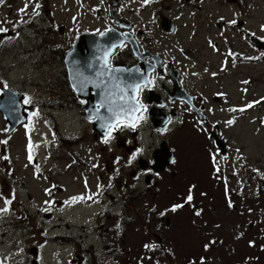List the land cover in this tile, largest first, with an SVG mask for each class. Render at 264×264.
<instances>
[{
    "label": "rangeland",
    "instance_id": "1",
    "mask_svg": "<svg viewBox=\"0 0 264 264\" xmlns=\"http://www.w3.org/2000/svg\"><path fill=\"white\" fill-rule=\"evenodd\" d=\"M70 1L74 0H2L0 3V28L7 29V32L0 33V83H9L31 103L41 105L44 116L36 119L31 150L36 146L42 162L47 157L59 166L56 174H48L44 180L35 179L22 168V147H15L11 151L13 158L19 155L16 169L25 179L23 186H17L14 190V204L21 202L25 205L29 213L25 220L31 229H18L20 218L16 215L17 211L14 215H10L9 211L0 212V261L20 264L25 259L28 264V256L23 258V255L32 246L40 249L38 264H72L69 259H76L75 250L71 246L59 247L67 239L68 228L65 226L83 223L85 227L91 228L103 224L106 231L101 228V231H96L97 234L85 238L89 242L86 251L92 255L80 254L81 264H169L167 255L173 256L171 264H264V63L234 67L235 70L230 72L225 82L213 87L215 91L224 87L230 94L232 106L238 105L241 103L237 81L241 80L240 86L247 91L243 103L245 106L253 105L245 112L234 114L232 123L225 130L231 148L227 156L219 154L211 160L212 149L206 138L194 131L192 126H187L189 132L182 130L170 137L169 149L173 152L174 162L158 174V184L152 187V181L150 184L144 179L148 173L137 167L135 159L138 156L146 159L160 138L152 134L147 123L141 126L144 127L141 130V151L121 159L125 162L124 167L138 171L133 183L127 182L130 191L125 197L122 196V206L116 211L122 222L118 223L119 231L116 232L114 246L107 242L98 245L92 241L94 236H101L102 240L106 232H110L112 223L102 217H95V222L89 223L91 209L70 212L64 207L56 217L46 216L47 204L55 205L61 198L82 192L80 177L75 175L78 168L72 175L59 174L69 159L63 138H73L74 143H78L77 137L82 135L80 141H83L84 147L72 145L73 158L77 164L85 161L86 166H93L100 162L99 158H92L91 155L88 157L92 160H87L85 148L91 144L98 151L101 144L89 142L92 128L79 115L77 107L63 110L58 115L54 113L57 103H66L67 80L62 64L66 52H57L55 60L48 64L51 52L46 48L57 46L62 50L66 41L56 33L48 36L46 29L49 31L53 22L57 23L58 28L64 26L65 29L70 25L76 30L83 26L71 21L67 13ZM248 1L253 6L247 15L249 29L255 30L260 22L264 26V8H261L264 0ZM64 2L68 3L65 5ZM89 2L90 6L99 4L96 0ZM37 3L40 7L36 11L39 14L41 12L43 21L34 22L36 26L34 23L28 25L32 17L36 16L33 9ZM26 4L27 10L21 12ZM47 11L50 13L47 14ZM262 26L259 27L260 31ZM18 27L22 28L21 34L16 35L14 32ZM58 38L61 40H56ZM249 51L252 49L249 48ZM9 98L11 103H16L17 98L11 93ZM2 103H5L4 99ZM48 113L55 115L59 126L57 133L54 132L59 145L57 154L51 148L56 143L50 131L51 128L56 131V127L52 126ZM218 119L219 123L222 122L220 116ZM20 135L21 132L17 131L11 139L12 146L26 143L25 136L21 135L25 138L23 141ZM47 147L48 151H45ZM31 150L25 147L27 154ZM108 150L118 153L114 145ZM111 153L105 151L106 161ZM125 172L121 171V175ZM96 175L93 173L90 176L94 183L97 181ZM116 175L120 174L116 172ZM48 178L52 182H48ZM53 185L58 187L52 192H41L43 188L51 189ZM66 187L67 191L64 190ZM147 187L152 188V197L146 192ZM190 189L193 199L189 203L187 197ZM53 194L58 198L55 203ZM31 200H34V205ZM174 205L183 206L173 211ZM197 212L200 214L197 215ZM147 215L153 219L146 227L149 229L142 224L147 220ZM154 234L160 238V242Z\"/></svg>",
    "mask_w": 264,
    "mask_h": 264
},
{
    "label": "flooded vegetation",
    "instance_id": "2",
    "mask_svg": "<svg viewBox=\"0 0 264 264\" xmlns=\"http://www.w3.org/2000/svg\"><path fill=\"white\" fill-rule=\"evenodd\" d=\"M96 1L99 4H93L92 6H90L89 0L70 1L67 13L71 21L74 22L73 24L83 25L81 28L76 30L71 25L68 29H65L64 26L58 28L57 23L53 22L49 29L50 32L46 29L48 36H53L56 33L63 36L66 41V45L62 44L65 46L62 50L57 46L46 48V50L51 52L49 54L50 63L48 64L55 60L54 57H56L57 52L64 51L66 52L65 55L68 52H72L75 49L73 47L74 44L81 36V39L83 38V44L79 47L81 52L83 54L97 52V48L101 44L99 42L94 43L92 37L101 36L99 33H106L110 29H114L121 37L129 35L135 42L140 55L145 53L147 55L141 60L135 56L131 46L128 43H124L122 47L116 48L114 54L109 58V68H135L139 73L148 71L149 81H147V85H141L138 92L136 91L135 101L138 100L142 107H140L135 127H131L129 124H119L118 127L112 130L111 138L107 143L104 142L106 134L102 137L91 129L92 132L90 138H88L89 142L97 143V145L100 143L101 145L98 146V151H96L89 143L90 146L85 148L86 152H88L87 160L99 158L100 162L95 163L93 166H86L84 164L85 161H82L77 166V161L72 154L73 138H63L62 142L66 144L69 151L67 156L69 159H67L64 169L60 170L59 174L72 175L75 172V168H78L75 175L80 177L82 192L75 196L71 195L67 198H61L55 205L53 203L47 204L48 212L46 216L54 218L59 215L60 209L64 207L70 212L75 209H81L85 212L91 209L90 215H88L89 223L95 222V217H102V219L112 223L110 232H106L102 240L101 236H94L92 241L98 245L107 242L114 246L116 244V232L119 231V224L122 222L118 218L116 211L122 206V196L125 197L130 191L127 182L131 181L132 184L138 171L124 167L125 162L121 159L141 151L140 147L143 145L141 130L144 128L141 126L147 123L152 134L160 138L159 143L151 150L146 159L142 158L143 156H138L135 159L140 170H142L140 168V160L144 159V162L141 163L147 168L142 170V172L148 173L144 176V179L148 176L150 184L152 181V187L157 186L158 181L156 178L159 174L154 173L149 168L154 164V151L164 143L169 148L170 137L175 133H180L182 130L189 132L187 126H192L194 131L206 138L209 147L212 149L210 152L217 150L212 138L213 135L222 140L225 150L228 152L230 145L226 138L225 130L230 126L228 121L233 120L234 108L230 97H227V91L224 87L219 91H215L213 87L225 82L230 72L235 70L234 67L248 66L249 63L254 65V62H249L246 58L248 52H251L249 51V48H251L249 40L254 37L261 44L260 42H264V39L261 37L262 33L259 30L260 23L255 30L249 29V16L247 15L249 8H253V6L250 5L248 0H149L148 3H145L144 0H116L117 5L114 8L112 0ZM67 3L64 2L63 4L66 5ZM262 6L261 8H264V4ZM111 9L115 11V19L109 16ZM49 13L47 11V14ZM232 20L237 23H229ZM32 21H43L41 12L39 15L33 16ZM36 24L34 23V26ZM122 24H128L129 27L125 25L128 29L123 28ZM21 29L19 27L16 28L14 34L18 35ZM40 39H44V37H40ZM56 40L61 39L58 38ZM251 45L252 52H255L258 56L256 62H260L262 57H264V49H257L252 43ZM65 55L62 58V64ZM88 63L89 61L85 64ZM66 80V103H57L54 113L58 115L63 110L77 107L79 115L84 118L91 128L90 121L85 118V106L89 104L85 95L87 90L89 95L95 94L94 88L90 83L84 84L82 90L86 91L80 92L81 97L74 91L67 74ZM3 89H11L17 101L16 103H11L10 98L7 97L4 99L5 103L1 105L3 98H0V108L3 112L0 113V207L4 206L7 208L10 215H14L15 211H17L16 215L20 218L18 229L27 228L30 230L31 225L27 224L25 220L29 216L25 205L21 202L14 204L16 200L14 190L17 186H23L25 179L21 178L16 169V163L20 158L19 155H15L13 158L11 151H14L15 147H22V159L24 161L22 168L35 179L44 180L48 174H56L59 166L53 164L47 157L42 162L36 146H34L33 151L31 150L33 143L32 133L36 119L44 116V113L41 112V105H37L34 102V104L31 103L30 105L25 104L24 100L27 97L23 93L20 94L9 83H0V95ZM54 96L55 94H53ZM93 101L96 102L95 97ZM12 110H15L16 114L24 121L12 133L5 135L8 127L6 116L9 117ZM33 113H37V115H33ZM153 113L155 118L158 117L163 120L161 122L163 125L160 126V129L153 128L151 125ZM48 115L53 122L52 126L56 127V131L52 128L50 131L52 132V139L56 143L51 148L57 154L59 145L54 132L57 133L59 126L55 115L50 113ZM218 116L221 117L222 122L220 123L222 126L218 122ZM17 131L25 136L26 140L24 136L20 135L26 143L12 146L11 139L17 134ZM81 137L82 135L79 134L77 137L79 142L74 143V145L79 144V146L84 147V143H81L83 141H80ZM3 141L7 142L4 143ZM29 145H31V149ZM111 145H114L118 153L108 150ZM25 147L32 152L27 154ZM106 150L112 152L108 155L107 161L104 158ZM45 151H48V147ZM30 154L32 156L31 161L29 160ZM89 155L92 158L88 157ZM48 165L50 167L46 168ZM102 169H105V171ZM111 170L115 171L111 172ZM125 170L127 172L121 175V171ZM116 172L120 175H116ZM93 173L97 174L95 183L90 179ZM47 181L52 182V179L48 178ZM1 182H4L5 185ZM57 187L53 185L51 189L43 188L41 192L48 194ZM64 190L67 191V187ZM150 190L152 188L147 187L146 192L149 197H152ZM121 191H123V194H121ZM56 199L58 198L53 194L54 203ZM6 201H10V203H6ZM31 203L34 205V200H31ZM151 221L153 222V219L150 218V215H147L145 223H142L143 219L141 223L146 228ZM65 227L68 228L67 239L61 243L59 248H69L71 246L75 250L76 259H69L72 264L75 261L77 262L76 264L82 263L80 254L88 253V256L92 255L90 251H86L89 242L85 238H88L93 233L97 234L96 231H101V228L106 231L103 224H100L97 228L85 227L83 223L75 226L69 224ZM109 233L111 236H108ZM153 236L158 242L161 241L156 234ZM30 249L27 253L23 252V258L28 256V264H31L34 259L38 262L40 259L39 247L31 246ZM33 250H35L34 255ZM171 259H173V256L167 255V263L171 264ZM4 263H6L4 260L0 261V264ZM19 263L26 264L25 259H22Z\"/></svg>",
    "mask_w": 264,
    "mask_h": 264
},
{
    "label": "water",
    "instance_id": "3",
    "mask_svg": "<svg viewBox=\"0 0 264 264\" xmlns=\"http://www.w3.org/2000/svg\"><path fill=\"white\" fill-rule=\"evenodd\" d=\"M113 4H116L114 0ZM112 15L114 16L113 13ZM122 27H125V25H122ZM81 37L73 46L75 49H78H74L72 52H69L64 58L67 77L74 91L81 97L82 95L80 92L86 91L82 90L84 84L90 83L94 88L95 94L89 95V91H86L85 96L88 98L89 104L85 106V116L92 119L93 130L100 136H104L105 132L108 130L107 126L115 122L113 116L115 112H119L122 106L125 109L130 106H136L135 86L137 84L140 86L146 85L148 78V71L139 73L135 68L106 69L104 67L103 60L104 50L108 49L112 45H123V43L128 42L131 45L135 56L137 55L140 59H143V57L147 54L145 53L143 56H140L139 52H137V46L131 37L126 35L122 38L114 29L106 32L104 36L92 37V41L94 43L99 42V44H101V46L97 48V52H88L87 54H83V52L79 49V47L83 44V38L81 39ZM117 47L119 46L111 48L108 59ZM87 61H89L90 64H85ZM8 92V90H4L1 98ZM94 97L96 102L93 101ZM121 97H123V99H121ZM102 103L104 106H101ZM109 109H111V111ZM0 112H2V110H0ZM138 112L131 114L127 112L121 113L120 123H129L132 125L136 121ZM14 117L17 118L14 119ZM6 118L8 128L5 135H8L17 126H19L21 122L14 111L11 112V116H6ZM160 123L161 122L155 120L154 126L156 127ZM216 145L220 147L222 153H224L223 143L216 139ZM153 158L154 166L151 168L155 172H161L173 163L171 152L165 144H162L161 147L153 153ZM141 169H145V166L141 165ZM32 264L37 263L33 261Z\"/></svg>",
    "mask_w": 264,
    "mask_h": 264
},
{
    "label": "snow or ice",
    "instance_id": "4",
    "mask_svg": "<svg viewBox=\"0 0 264 264\" xmlns=\"http://www.w3.org/2000/svg\"><path fill=\"white\" fill-rule=\"evenodd\" d=\"M144 2L145 3H148L149 2V0H144ZM0 3H2V0H0ZM40 7V5L37 3L36 5H35V7H34V9H33V14H35V15H38L39 13H38V11H36V9H38ZM27 10V4L25 5V8L24 9H21L20 11L21 12H25ZM229 23H231V24H236L237 22L235 21V20H232V21H229ZM262 29H264V26H262ZM5 32H7V29H5V28H0V33H5ZM99 35H101V36H104L105 35V33H103V32H101V33H99ZM116 46H120V47H122L123 45L121 44V45H112V46H110L108 49H105L104 50V56H103V60H104V67L107 69V68H109V61H108V56H109V53H110V51H111V48L112 47H116ZM114 71V70H113ZM135 90L138 92L139 90H140V85L139 84H137L136 86H135ZM121 99H123V97H121ZM24 103L25 104H28V103H31V101H30V99H25L24 100ZM101 106H104L103 105V103L101 104ZM253 105H251V104H249L248 105V107H252ZM140 107H142L141 105H140V103H139V101L137 100L136 101V106L135 107H128L127 109H125V108H123V106L121 107V109H120V111L119 112H115L114 114H113V116H114V123H111V124H109L107 127H108V130H107V133H106V136H105V143H107L108 142V140L111 138V132H112V130L114 129V128H116V127H118L119 126V124H120V115H121V113H123V112H127V113H129V114H131V113H135V112H138L139 111V109H140ZM110 111H111V109H109ZM244 109H240V111H243ZM33 115H37V113H33ZM111 119V118H110ZM228 123L229 124H231L232 123V121H228ZM132 127H135V124L133 123L132 125H131ZM4 143H6L7 141H3ZM29 148L31 149V145H29ZM31 159H32V156H31V154L29 155V160L31 161ZM192 199H193V197H192V195H191V189L189 190V195H188V197H187V202H191L192 201ZM6 203H10V201H6ZM183 205H174L173 206V211H175L176 209H178V208H180V207H182ZM231 206V205H230ZM6 211H8V209L7 208H4V209H0V212H6ZM197 215H199L200 213L199 212H197L196 213ZM147 247V246H146ZM206 248H207V246H205Z\"/></svg>",
    "mask_w": 264,
    "mask_h": 264
}]
</instances>
